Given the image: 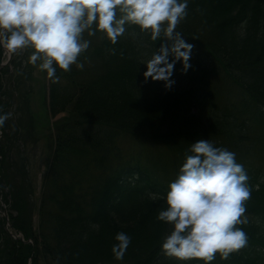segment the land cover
Returning <instances> with one entry per match:
<instances>
[{
	"label": "trees",
	"instance_id": "16d2710c",
	"mask_svg": "<svg viewBox=\"0 0 264 264\" xmlns=\"http://www.w3.org/2000/svg\"><path fill=\"white\" fill-rule=\"evenodd\" d=\"M187 13L177 29L200 48L192 52L186 73L176 64L171 89L163 81H145L141 61L166 38L155 41L138 25H129L115 44L100 31L85 32L91 44L78 57L83 68L57 66V78L42 70L46 115L65 116L56 125L47 162L38 232L33 227L37 187L29 171L35 155L30 159L25 150L33 125L24 122L32 117V83H37L29 61L33 49L17 50L1 69L0 114L8 115L0 185L12 226L36 241H15L0 218V264H28L33 255L35 264L40 255L50 264H204L201 258L165 254L162 243L172 226L157 215L167 206L169 182L192 142L208 138L232 148L237 160L245 154L239 144L264 124V0H189ZM212 76L231 79L245 98H222L220 104L218 93L208 89ZM246 112L249 119L238 122ZM127 137L152 142L149 152L128 161L122 148ZM158 148L163 153H156ZM246 171L248 222L236 227L243 228L248 242L228 258L217 252L210 264H264V176ZM120 231L131 242L117 259L113 245Z\"/></svg>",
	"mask_w": 264,
	"mask_h": 264
},
{
	"label": "clouds",
	"instance_id": "9594fccd",
	"mask_svg": "<svg viewBox=\"0 0 264 264\" xmlns=\"http://www.w3.org/2000/svg\"><path fill=\"white\" fill-rule=\"evenodd\" d=\"M189 0H0V63H8L18 49L31 48L29 61L47 76L57 78V66L83 68L78 59L91 44L84 33H104L115 44L138 25L157 41L143 71L145 81H163L166 89L175 84L174 71L191 68L194 45L187 42L177 25L187 16ZM135 34V33H134ZM114 51V49H113ZM140 63V64H141ZM0 114V126L7 118ZM249 177L236 153L218 147L208 138L191 143L176 177L169 182L166 207L157 219L172 229L163 240L168 256L201 258L210 264L219 252L222 258L246 246L248 237L236 225L248 222L245 201L251 196ZM243 215V218H241ZM113 253L122 259L131 237L120 231Z\"/></svg>",
	"mask_w": 264,
	"mask_h": 264
},
{
	"label": "rangeland",
	"instance_id": "374dc122",
	"mask_svg": "<svg viewBox=\"0 0 264 264\" xmlns=\"http://www.w3.org/2000/svg\"><path fill=\"white\" fill-rule=\"evenodd\" d=\"M34 73L39 74V71L37 68L35 69ZM211 83L213 86H215L216 84V80L213 76L211 77ZM34 88H35V94H34L35 96L33 98V102H34V107H35L34 111H35L36 116H34L33 118H34V122L36 121V126L41 130L40 133L36 131V137H41V141H38L39 142L38 151L39 153H44L48 150V146H47L48 143H47L46 135H41L43 129L47 128L46 121L42 119V117L45 115L44 110L39 105L40 104L39 95L42 92H41L39 83H36ZM226 90L228 93L229 92L231 93L232 98L238 97L240 94L241 96L243 95V93L239 92L236 88H235V96L232 94L230 87H227ZM233 100H231V102H234ZM235 106L238 108V104H236ZM217 111L219 113L223 111L220 105L217 108ZM244 119H249V115L245 113L238 120V122H242ZM250 136H251L250 141L239 144L240 149L245 150L247 152H246V155L244 157H241L239 160H237V162L242 163L245 169H249L250 171H254L256 174H259V175L261 174V176H264V124H261V126L255 127L254 132L250 133ZM123 148L126 149L124 151L126 159L127 160L132 159V157L134 156L133 149L130 148L129 146H123ZM134 149L136 150V157L140 153L147 154L149 152V150H146L147 148H143V149L134 148ZM158 149H159V152H156V151L155 152L161 153L162 152L161 148H158ZM228 149L231 150L230 148ZM165 157H166V154H164V158ZM40 163H41V160L38 161V164ZM42 169H44V167H42ZM35 202H36L35 204L38 205L39 199H35ZM3 205L4 204H2L0 201V215L3 213ZM40 264H47V262L41 261Z\"/></svg>",
	"mask_w": 264,
	"mask_h": 264
}]
</instances>
